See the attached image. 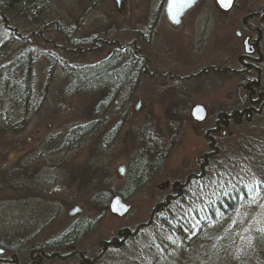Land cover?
Returning a JSON list of instances; mask_svg holds the SVG:
<instances>
[{"label": "rangeland", "instance_id": "rangeland-1", "mask_svg": "<svg viewBox=\"0 0 264 264\" xmlns=\"http://www.w3.org/2000/svg\"><path fill=\"white\" fill-rule=\"evenodd\" d=\"M165 1L124 0L117 12L112 0H42L34 19L0 11V242L12 247L22 264L28 249L79 221L91 225L68 252H85L90 264L121 259L124 251L115 247L122 234L142 228L173 182L184 184L188 178L191 184L193 178L207 187L230 174L237 181L246 177L263 183L264 111L230 121L222 136L208 132L236 104L234 74H240L237 57L243 50L234 32L249 35L240 21L264 0H235L225 13L214 0H197L177 29L165 18ZM124 45L142 49L139 72L129 70L110 87L70 88L73 69ZM182 48L185 58L178 52ZM256 66L264 85V63ZM26 69L32 84L26 108H6L3 80L9 82L12 74L21 80ZM195 104L206 110L201 123L190 117ZM8 119L10 128L2 130ZM211 151L214 155L200 165ZM139 159L146 160L148 181L127 200L128 213L118 218L108 210L125 177L118 178L116 168L124 165L127 173ZM194 182L187 192L193 203L198 198ZM101 193L108 196L105 208L97 201ZM75 205L82 211L68 217ZM249 225L264 226V186L230 214L235 238L225 252L218 248L215 264H232L240 248L249 247ZM220 235L192 242L189 251L203 258ZM112 240L116 246L108 244Z\"/></svg>", "mask_w": 264, "mask_h": 264}, {"label": "trees", "instance_id": "trees-1", "mask_svg": "<svg viewBox=\"0 0 264 264\" xmlns=\"http://www.w3.org/2000/svg\"><path fill=\"white\" fill-rule=\"evenodd\" d=\"M41 2L42 0H0V11L12 12L34 19L39 14ZM109 62L112 64V74L103 80L101 79L104 77L105 71L103 73V70L105 69L99 67L105 63L98 65L96 69L91 67L73 69V79L69 82L70 88L79 87L83 90H89L99 83H104V86L109 85L107 87H110L111 83L115 85V82L120 84L122 80L119 77L118 65H115L114 59ZM11 76L13 78L9 82L7 79L2 82V86L6 90L4 91L5 95L1 96V100L6 108L11 107L12 110L18 106L26 108L32 91L29 70L26 69L23 72L21 80L17 81L13 74ZM263 111L264 95L255 103L251 117L263 115ZM4 121L2 130H8L10 128L9 119ZM213 151H215L214 148ZM212 155L214 152H209V157ZM161 162L159 161L158 166ZM146 170V160H137L133 166L128 168L122 186L118 187L117 192L113 195L118 194L123 201L127 202L132 194L148 181L149 177L145 176ZM224 175L222 182L216 179V181L209 182L207 187H204L203 181L195 183L193 178L191 184L188 178L184 184L178 182L181 185V191L170 189L168 194L157 204L156 209L152 211L147 222L142 224L141 229L137 230L138 226L129 233H117L118 235L122 234L123 238L121 244L118 243L120 246L115 247V251H124V253L121 259H112L110 264H215L214 260L219 253L218 248L221 247V251L225 252L224 246L227 247L228 240L232 241L235 238L234 232L228 226L230 214L250 197L258 195L259 190L264 186V181L263 183L252 181L251 183L246 177L237 181L230 174ZM193 182L196 186L195 195H198L194 203L187 194L188 190L191 189L189 186ZM107 197V194L104 193L97 197V201L103 203L104 208ZM90 225L89 221L76 222L74 232L59 236L50 242L46 248L59 250L69 242L79 241ZM219 233L221 235L209 252L202 256L203 258L200 259L189 251L192 242H200L207 237L213 238ZM245 233L250 245L246 248L245 243L240 248L232 264H264V226L249 225ZM111 242L116 241L108 242L110 246H113ZM0 248L6 254L15 253L12 247L1 242ZM35 248L38 247L28 249L26 254ZM248 248L252 249L254 253L250 252ZM125 252L129 253L126 254ZM91 261L93 260L91 259Z\"/></svg>", "mask_w": 264, "mask_h": 264}, {"label": "flooded vegetation", "instance_id": "flooded-vegetation-1", "mask_svg": "<svg viewBox=\"0 0 264 264\" xmlns=\"http://www.w3.org/2000/svg\"><path fill=\"white\" fill-rule=\"evenodd\" d=\"M123 4L124 0H121V7ZM121 7L119 10L117 9V12L121 11ZM191 9H189L182 16L180 23L177 26L170 24L165 16L170 27H172L173 29H177L178 27H180ZM245 12L248 13L241 19L240 22L242 26L249 32V35H244L242 31L236 30L239 32V35L237 36L234 32L235 37L242 41L241 44L243 50V54L237 57V63L240 65V74H234L235 76H238V84L236 85V104L227 114L221 113L220 116H218L217 120L215 121L214 127L210 129L208 134H217L218 132H220V135L222 136L224 135L223 128L227 127L230 121L235 123L238 121L240 122L242 119H250L252 111L254 110L255 103L261 96L264 95V90H262L264 86L261 83L260 79L261 70L256 66L258 64L264 63V47H262L264 45V38L262 36V30H264V3H261L254 11L248 10ZM253 21L254 23L256 21L257 25H254ZM245 39L247 40L246 51H244L243 48V41ZM177 49L179 48L176 47V52ZM184 49H186V47H184ZM141 52V48H137L136 51H133L128 45H124L122 48H120V46H114L111 52H109L108 56H106L104 59L98 62H93L83 67H91L93 69H96L98 65L105 63L103 66L99 67L105 69L103 70V73L105 71L104 77L102 76L103 78L101 79L103 80L105 79V77L111 76L112 64L109 61L114 59L119 64L117 66L120 70L119 77L121 78V80H123V78L127 76V72L129 70L133 71V68H135L136 72H139L142 69L143 57L141 56ZM178 52L179 54H181V56L183 55L184 58L187 56L183 48ZM175 58H178L177 55L175 56ZM80 68L77 67L76 69ZM252 73H256V79L252 76ZM96 86L100 85H94V87ZM102 86H104V83H102ZM208 134H206L205 137L206 139L211 140V134L209 136ZM213 144L214 141L211 140L209 146L211 148H214L212 146ZM215 148L217 150V147ZM208 158L209 153H206L203 157H201L203 162H201L200 165L204 166ZM197 161H199V158H196V162ZM171 185V189L173 191H181V185L179 183L173 182ZM75 228V223H73L61 235H64L65 233L70 234L74 232ZM56 238L50 240L49 242L46 241V243L40 245L44 248H41L39 245L34 246L38 248L30 250L28 254H26L27 259L25 264H44L46 262L52 261H64L65 259L77 260L78 264H90L85 252L83 253L74 250L68 252L69 249L80 240L77 242H69V244H67L65 247L59 248V250L55 248H46L47 245L50 244V242L54 241ZM111 244H113V246H116V242H111ZM0 264H22V262L18 259L15 253L6 254L5 251L0 248Z\"/></svg>", "mask_w": 264, "mask_h": 264}, {"label": "water", "instance_id": "water-1", "mask_svg": "<svg viewBox=\"0 0 264 264\" xmlns=\"http://www.w3.org/2000/svg\"><path fill=\"white\" fill-rule=\"evenodd\" d=\"M232 3L230 6L225 7L222 3V0H214L216 6L220 11L227 12L231 9ZM116 8L119 10L121 0H113ZM196 0H191V2H187V0H166L164 4V12L168 22L174 26L179 25L182 16L195 4ZM236 35H239L238 31H235ZM244 51L247 50V40L243 41ZM201 107L202 111H196L197 107ZM191 119L195 122L201 123L204 121L206 117V110L201 104H195L190 109ZM198 117H203L202 119ZM126 168L124 165H119L116 168V174L118 178H122L125 176ZM167 184H163L165 187ZM109 212L113 215H116L118 218L123 217L128 213L131 209V205L122 201L119 195H114L109 201L108 204ZM81 208L78 205L73 206L70 210L67 211L68 217H73L81 212Z\"/></svg>", "mask_w": 264, "mask_h": 264}, {"label": "snow or ice", "instance_id": "snow-or-ice-1", "mask_svg": "<svg viewBox=\"0 0 264 264\" xmlns=\"http://www.w3.org/2000/svg\"><path fill=\"white\" fill-rule=\"evenodd\" d=\"M187 2H191V0H187ZM222 3H223V5L225 7H228V6L231 5L232 0H222ZM196 111H202V108L198 106L197 109H196ZM198 118L202 119L203 117H198Z\"/></svg>", "mask_w": 264, "mask_h": 264}]
</instances>
